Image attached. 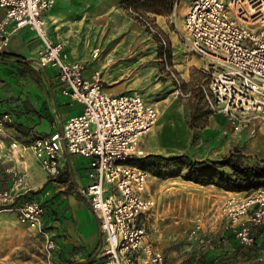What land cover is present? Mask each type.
Instances as JSON below:
<instances>
[{
  "label": "built area",
  "instance_id": "1",
  "mask_svg": "<svg viewBox=\"0 0 264 264\" xmlns=\"http://www.w3.org/2000/svg\"><path fill=\"white\" fill-rule=\"evenodd\" d=\"M53 2L0 0L4 9L0 52L20 28L34 30L43 45L38 63L53 67L62 94L82 106L60 131L36 137L28 147L50 177L59 172L64 148L69 154L90 160L89 182L80 192L98 218L102 243L92 258L79 264H167L165 255L148 239V219L155 208L154 199L146 196L150 174L133 164L145 155L138 142L156 124L158 109L137 93H105L100 72L89 78L83 76V65L70 61L62 44L48 36L43 12ZM129 13L159 41L164 69L176 97L186 99L198 91L206 108L225 117L232 132L247 129L264 134V0L191 1L177 35L184 52L202 61L203 80L187 91L168 63V43L162 33L133 6H129ZM12 119L9 112L0 114V133ZM12 174L9 188L3 186L0 177V211L13 210L21 223L41 234L50 254L56 242L45 228L44 209L36 200L14 203L26 182L23 174L15 170ZM220 203L228 222L226 232L237 244L252 246L256 233L264 227V189L243 197L225 196ZM203 226V217L196 215L192 233ZM253 264H264V258Z\"/></svg>",
  "mask_w": 264,
  "mask_h": 264
},
{
  "label": "crops",
  "instance_id": "2",
  "mask_svg": "<svg viewBox=\"0 0 264 264\" xmlns=\"http://www.w3.org/2000/svg\"><path fill=\"white\" fill-rule=\"evenodd\" d=\"M125 1L54 0L43 12V18L50 40L62 44L70 61L83 65L84 77L89 78L94 72H100L105 93H137L158 109L156 124L140 137L138 148L145 155L184 154L194 159H203L223 156L248 135L257 134L256 139L260 141L259 132L247 130L246 135L242 131L232 132L225 117L213 114L206 108L198 91H193L189 98L192 99L195 93L198 94L204 109L210 112L206 127L198 132H209L212 136L208 140L201 136L193 139L189 116L184 109L189 98L177 97L169 101L167 98L159 99L167 89L174 88L173 84L167 75L161 73L154 40L146 35L136 18L132 19L127 14L123 7ZM191 1L173 0L170 13H146L170 41L172 52L169 60L181 77L184 91L203 80L200 70L202 61L183 52L178 35L176 36L172 28L173 23H176L177 29H182ZM3 16L4 9L0 7V20ZM11 27L12 23H9L8 28ZM42 47L35 31L24 26L10 36L8 45L0 52V114L9 112L13 118L10 125L0 133V177L3 186L9 188L13 170L24 175L26 185L16 193V204L27 200L24 195L31 191H48L42 197L36 195L37 201H48V197L57 194L53 205L62 202L67 209L66 217L54 220V229H50L55 236L56 249L62 248L70 259L81 263L92 258L102 243L98 218L80 192L89 182L90 160L81 155L69 154L64 148L59 157V172L50 177L40 168L28 147L36 137L60 131L65 121L79 114L82 109L81 104L62 94V84L55 83L58 80L56 70L38 63L37 56ZM13 73L17 76V84L28 85L37 95L33 97L25 92L9 97L14 84L7 81L14 78ZM40 82L43 85L37 84ZM49 177L56 179L48 182ZM153 183L157 182L150 175L147 179L146 196L154 199ZM224 193L227 192H213V195L221 202L226 196ZM33 199L36 200L35 196ZM11 212L14 214H10L13 219L21 223L15 212ZM148 239L150 240L149 232Z\"/></svg>",
  "mask_w": 264,
  "mask_h": 264
},
{
  "label": "rangeland",
  "instance_id": "3",
  "mask_svg": "<svg viewBox=\"0 0 264 264\" xmlns=\"http://www.w3.org/2000/svg\"><path fill=\"white\" fill-rule=\"evenodd\" d=\"M123 7L127 14L132 19H135V17L129 13L128 0L125 1ZM137 11L144 13L142 10ZM137 23L140 24L139 22ZM140 26L143 28L146 35L154 40V45L158 50V63L161 73L166 75L159 41L156 37L150 35L143 25L140 24ZM172 26L177 36L179 29H177L176 23H173ZM158 30L168 43V63L175 71L172 65L173 63L169 60L170 52H172L170 51V48L172 49L170 41L161 29L158 28ZM33 70L34 69H32V71ZM34 76H37V73H34ZM179 78L181 80V77ZM8 82L9 84H14L13 92L8 95L9 97H16L19 93L24 94L25 92L33 97L37 95L36 91L31 89L28 85L23 86L17 84L16 74L14 78H10L7 83ZM55 83L60 84L61 81L56 80ZM37 84L43 85L41 82ZM165 98H167L168 101L172 98H177L173 94V88L167 89L164 94L159 96V99ZM189 99H187V107L184 109L189 116L193 139L196 140L201 136L208 140L212 134L209 132L204 134L202 131L200 133L198 130L206 127L210 112L204 109L198 94L195 93L190 101ZM168 101H166V103ZM4 107L6 108L5 105ZM242 132L243 135H246L247 129ZM256 135L257 134L253 136L248 135L237 145L232 146L223 156H211L203 159L219 160L231 151L238 149L239 153L243 154L245 157L244 159L248 163L263 165L264 134L261 132L258 133V135H260V141L256 139ZM187 172L188 170L186 168L169 167L163 170L162 177H156L150 174L151 177L155 178L157 183H153L152 185L155 208L148 219L149 238L153 246H156L159 250L164 252L167 264H202L204 261L217 256L229 248L228 239L222 236L226 234L228 222L226 217L222 214L221 203L215 199L213 192L223 191L227 192L224 193L226 196L235 195L237 197H243L259 188L264 189V186H260L249 191H226L213 184L203 185L186 180L182 176L187 174ZM47 188L49 189V185ZM46 192L48 191L44 189L38 196L42 194L45 195ZM54 199H57V194L48 197V200ZM66 209L67 207L65 206L61 220L66 217ZM3 211L4 210L0 211V264H79L75 260L70 259L62 248H57L55 251L48 254L45 248V239L41 234L22 225L18 221L16 222L11 216L14 215L11 210ZM196 215H201L203 217L204 226L199 232L193 234L192 224L193 218ZM53 227L52 222L49 229L52 230L54 229ZM51 230L49 231L50 234H52ZM53 238L55 240L54 235Z\"/></svg>",
  "mask_w": 264,
  "mask_h": 264
},
{
  "label": "trees",
  "instance_id": "4",
  "mask_svg": "<svg viewBox=\"0 0 264 264\" xmlns=\"http://www.w3.org/2000/svg\"><path fill=\"white\" fill-rule=\"evenodd\" d=\"M128 4L136 10H142L144 13H140L147 17L148 12L170 13L173 0H128ZM244 158L243 154L236 149L219 160L192 159L184 154L172 157L144 155L134 160L133 164L156 177H162L165 168H186L188 172L182 176L184 179L203 185L213 184L226 191H249L264 186V164H251ZM54 179L56 178L49 177L47 181ZM42 191L43 189L31 191L24 196L27 200H34L33 196L36 199V195ZM38 201L44 209L45 228L50 231L51 223L54 220H61L65 206L62 202L53 205V200L38 199ZM223 237L228 239L229 248L202 264H253L258 258H264V227L259 229L254 244L249 247L237 244L228 232Z\"/></svg>",
  "mask_w": 264,
  "mask_h": 264
},
{
  "label": "bare ground",
  "instance_id": "5",
  "mask_svg": "<svg viewBox=\"0 0 264 264\" xmlns=\"http://www.w3.org/2000/svg\"><path fill=\"white\" fill-rule=\"evenodd\" d=\"M94 56H96V54H95ZM101 65H102V64H101Z\"/></svg>",
  "mask_w": 264,
  "mask_h": 264
}]
</instances>
